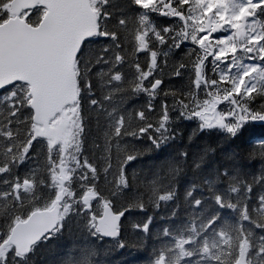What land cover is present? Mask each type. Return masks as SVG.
Here are the masks:
<instances>
[{"label":"trees","instance_id":"1","mask_svg":"<svg viewBox=\"0 0 264 264\" xmlns=\"http://www.w3.org/2000/svg\"><path fill=\"white\" fill-rule=\"evenodd\" d=\"M10 2L0 0L1 21ZM94 7L101 32L77 59L80 125L64 157L33 138L29 86L0 90V245L17 221L62 193L66 211L30 254L12 248L0 264H237L241 257L264 264V122L248 121L236 133L203 128L195 104L205 44L184 40L180 18L136 0ZM44 13L38 6L24 16L36 25ZM255 15L257 78L239 102L264 114V4ZM154 63L155 74L144 78ZM156 76L162 84L152 91ZM90 193L96 198L84 203ZM104 202L123 213L117 239L96 230Z\"/></svg>","mask_w":264,"mask_h":264},{"label":"water","instance_id":"2","mask_svg":"<svg viewBox=\"0 0 264 264\" xmlns=\"http://www.w3.org/2000/svg\"><path fill=\"white\" fill-rule=\"evenodd\" d=\"M37 6L46 12L38 25H32L22 13ZM10 9L12 16L0 21V90L16 82L29 85L34 121L40 126L36 136L52 138L54 146L60 134L51 120L78 101L75 66L84 42L100 33L98 15L91 0H11ZM161 83L157 80L152 90ZM61 199L16 222L1 243L0 254L9 245L21 255L29 254L35 244L50 237L60 224ZM122 218L111 204H104L96 220L100 235L118 237Z\"/></svg>","mask_w":264,"mask_h":264},{"label":"rangeland","instance_id":"3","mask_svg":"<svg viewBox=\"0 0 264 264\" xmlns=\"http://www.w3.org/2000/svg\"><path fill=\"white\" fill-rule=\"evenodd\" d=\"M138 1L158 11L171 12L176 11L178 3L176 0ZM181 2L185 9L187 8V13L189 14L191 25L187 31L189 39L193 41L198 40L205 44L203 47L205 56L207 54L208 56L215 54L208 60L204 56L206 59L205 62H202L203 67H208L212 73L218 74L220 77H217L225 85L224 88L221 87L217 81L218 79L210 77L207 74L208 71H205L204 74L200 73L199 69L196 85H199L200 91H198L196 96L199 97V100L195 104V111L200 115L203 127H213L236 133L238 131L237 126H241L242 121L238 117V113L231 101L233 96L225 97L226 93H228L226 91L237 94L239 88L241 90L243 80H247L248 89L254 85V81L257 78V76H254L257 71L256 69H258L255 63H253L254 51L261 52L259 49L260 44L256 43L257 40L253 33H259V30L255 29V23L249 16L254 13L261 3H264V0H181ZM148 26L150 29L155 28L151 22ZM218 33L223 34L216 35ZM146 34L147 32H144L141 37L140 43L142 45H146L147 43ZM252 38H254L253 41H251ZM184 40L186 41L188 38L186 37ZM211 42L216 48L213 47ZM204 57H201L200 61ZM239 61H243L244 63ZM253 68L256 69L253 70ZM155 69L156 66H152L149 72L144 73V78L150 74H155ZM202 78H206L209 82V85L205 86L207 90L206 95L205 91H201V86L204 85ZM156 79H158L157 76L154 78V81ZM236 99L240 101L239 96ZM233 114L234 116L231 118ZM244 114L248 116L249 110L245 109ZM53 124L60 129V148L62 157H64L66 147L68 144L73 143L80 125L78 108L72 106L66 109L62 115L55 119ZM66 163L63 161L61 166L63 173L67 169ZM59 181H65L62 175ZM62 212L64 216V210ZM8 250L9 248L0 255V260L5 257Z\"/></svg>","mask_w":264,"mask_h":264},{"label":"flooded vegetation","instance_id":"4","mask_svg":"<svg viewBox=\"0 0 264 264\" xmlns=\"http://www.w3.org/2000/svg\"><path fill=\"white\" fill-rule=\"evenodd\" d=\"M177 2V1H176ZM176 8L178 11H181L182 12V7L180 5V3L178 2L177 5H176ZM171 13V12H170Z\"/></svg>","mask_w":264,"mask_h":264}]
</instances>
